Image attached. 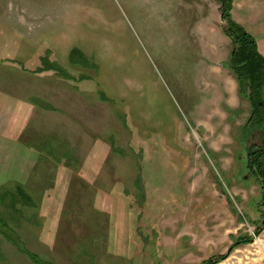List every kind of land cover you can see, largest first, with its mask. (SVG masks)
<instances>
[{"label": "rangeland", "instance_id": "rangeland-1", "mask_svg": "<svg viewBox=\"0 0 264 264\" xmlns=\"http://www.w3.org/2000/svg\"><path fill=\"white\" fill-rule=\"evenodd\" d=\"M231 17L264 55V0ZM224 23L218 0H0V221L20 245L0 233V264H40L21 247L52 264H264Z\"/></svg>", "mask_w": 264, "mask_h": 264}, {"label": "trees", "instance_id": "trees-1", "mask_svg": "<svg viewBox=\"0 0 264 264\" xmlns=\"http://www.w3.org/2000/svg\"><path fill=\"white\" fill-rule=\"evenodd\" d=\"M218 2L221 19L225 21L223 31L226 36L229 37L232 44L227 67L234 75L237 82L238 92L242 96H245L250 104V114L247 119V123L259 128L261 132L259 144L260 149L257 151L254 162L257 163L258 167H262L261 158L264 155V55L259 51L257 42L253 35L238 22L232 19V0H218ZM76 51V49H72L70 54L71 58L74 57V53ZM47 69H52L55 72L61 71L59 67L54 66V64H51L44 59L40 60V65L35 69V71H43ZM17 187L19 188V186ZM16 196H20L25 202L29 200V196L19 190L16 194H13L14 198L12 203H15V199L17 198ZM139 226H141L143 230V224L140 223ZM10 230L11 228H9L6 222L0 221V233H3L9 241L19 245L18 241L12 239L7 234V231ZM146 237L148 238V231L145 228V233H143L142 238ZM20 249L24 253L28 254L35 263L52 264L50 262L40 260L34 252L27 251L23 247ZM142 252L143 249H141V255ZM226 254H228V252ZM226 254L224 253L218 255V259L214 261L208 258V264L225 257Z\"/></svg>", "mask_w": 264, "mask_h": 264}, {"label": "flooded vegetation", "instance_id": "flooded-vegetation-1", "mask_svg": "<svg viewBox=\"0 0 264 264\" xmlns=\"http://www.w3.org/2000/svg\"><path fill=\"white\" fill-rule=\"evenodd\" d=\"M243 97H244V99H246V102H248V99L245 96H243ZM248 106H249V108L248 107L247 108L249 109V113L247 115V118L245 119V125H243V131L245 129H248V128H250L252 130L250 140L252 141L251 145L253 147V150L247 149L246 166L250 170V176H251V179L253 181V192H255L251 196H256L258 198V202L254 203V204H262V206L258 207V218H257L259 220L258 226H264V222H263L264 221V210H262V209H264V163L262 164L263 167H258L257 163L254 162V158H253L254 156L250 157L251 151H253V153L255 154V153H257L258 149H260L259 144H260V139H261V132H260L259 128L255 127L254 125L250 126L247 123V119H248L249 114H250V104ZM263 157H264V155H263Z\"/></svg>", "mask_w": 264, "mask_h": 264}, {"label": "crops", "instance_id": "crops-1", "mask_svg": "<svg viewBox=\"0 0 264 264\" xmlns=\"http://www.w3.org/2000/svg\"><path fill=\"white\" fill-rule=\"evenodd\" d=\"M250 23H252L251 21H247V22H245L244 21V25L247 27V26H249L250 25ZM251 26H253V25H251ZM79 176H81V177H83L84 178V176H87V175H79ZM96 178H97V174L96 175H93L91 178H90V181H91V183H92V181H94L95 182V180H96ZM92 179V180H91ZM104 181V179H101V182H103ZM84 183H86L87 185H88V180H86V179H84V181H83ZM83 182H81L82 184H83ZM103 188H105L104 186H102ZM140 224V223H139ZM188 234V233H187Z\"/></svg>", "mask_w": 264, "mask_h": 264}, {"label": "bare ground", "instance_id": "bare-ground-1", "mask_svg": "<svg viewBox=\"0 0 264 264\" xmlns=\"http://www.w3.org/2000/svg\"><path fill=\"white\" fill-rule=\"evenodd\" d=\"M263 237H264V235H263ZM257 242L259 243V244H261V239H257Z\"/></svg>", "mask_w": 264, "mask_h": 264}, {"label": "water", "instance_id": "water-1", "mask_svg": "<svg viewBox=\"0 0 264 264\" xmlns=\"http://www.w3.org/2000/svg\"><path fill=\"white\" fill-rule=\"evenodd\" d=\"M264 222V221H263Z\"/></svg>", "mask_w": 264, "mask_h": 264}]
</instances>
